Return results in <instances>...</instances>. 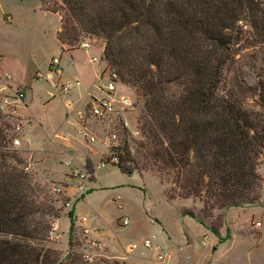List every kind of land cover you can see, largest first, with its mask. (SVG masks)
<instances>
[{"label": "trees", "instance_id": "1", "mask_svg": "<svg viewBox=\"0 0 264 264\" xmlns=\"http://www.w3.org/2000/svg\"><path fill=\"white\" fill-rule=\"evenodd\" d=\"M40 2L60 16L56 36L62 45L82 34L101 39L102 57L143 99L149 157L172 174L177 195L200 198L206 213L260 204L264 71L247 81L232 46L239 31L264 39V0ZM5 140L0 128V232L13 236L0 238V264H89L69 251L68 261H58L54 251L27 241L46 236L44 222L36 221L38 202L28 192L27 174L7 162L18 158L2 149ZM116 165L129 176L137 170L127 151ZM85 166L94 173L89 158ZM68 214L70 248L73 208ZM182 214L208 224L189 209Z\"/></svg>", "mask_w": 264, "mask_h": 264}, {"label": "rangeland", "instance_id": "2", "mask_svg": "<svg viewBox=\"0 0 264 264\" xmlns=\"http://www.w3.org/2000/svg\"><path fill=\"white\" fill-rule=\"evenodd\" d=\"M52 2L53 0H49L50 4ZM39 5L40 0H0V73L7 70L11 74V83L27 88V107H21L19 113L33 119L27 127L30 135L34 138L42 135L50 137L53 132L63 130L70 133L73 139L69 147L57 139L53 146L49 147V142L44 150L31 153L7 150L5 147L8 139L2 143V146L5 145L3 148L1 146L4 151L18 158H7L10 166L23 169L27 174V181L31 186L28 192L38 202L34 213L36 221L38 225L41 221L44 222L43 231L46 236L39 235V238L27 241L41 247L42 251H54L58 261L66 262L68 251L72 259L81 256V244L86 238L80 243L75 239L82 238L80 235H83V228L96 223L87 237H108L112 243V249L109 250L112 254L125 255L129 243H141L152 234L157 235L156 242H164L177 250L172 261L160 262L151 256L148 249L139 245L130 255L135 264H264V157L256 168L260 175V204L228 209L215 208L211 213H206L200 198L190 196L184 199L177 195L178 190L174 189L176 186L173 184L172 174L151 161L146 148L148 138L141 128L143 99L136 94L133 86L120 81L119 91L129 94L136 106L130 115L131 127L120 133L122 153L127 151V156L137 165V170L129 176L120 172L116 164L98 167L99 160L105 156L102 155L105 146L100 143L91 147L85 145L76 136L73 122L66 121V111H72L79 101L82 85H76L66 96L57 95L47 100V94L52 90L51 82L34 78L36 70L46 72L48 60L53 55H60L59 41L55 33L58 14L42 10ZM250 36L239 31L234 38L236 44L232 48L238 62L243 65L240 68L245 70L246 80L253 82L260 71H264V39ZM82 41H88L92 48L85 51L80 45ZM62 47L61 53L67 47L66 51L74 53L76 59L80 60H84L88 54H100L101 57L103 54L101 39L84 34L74 44H64ZM64 56L63 54L62 59ZM97 64L99 73L103 71V76L108 69L113 68L103 57ZM73 67L64 66L62 80L79 75L75 73V65ZM78 106L82 107V104ZM2 121V129L7 138L11 122L7 118H2ZM33 146L37 147L36 144ZM91 148L92 152L89 151ZM67 151L73 153L69 165L64 160L69 155ZM86 158L91 160L94 168V173L87 181H91L92 175L97 177L95 183L89 182L86 187L93 185L96 188L87 198L81 199L84 192L89 190L78 189L85 181L74 177L70 172L84 168L81 166H85ZM27 164L30 166L28 171L23 167ZM58 184L63 185L61 192L54 190ZM131 184H136L137 188L131 187ZM66 186H69V192L77 193L75 198L71 199L65 194ZM74 204L81 217L94 215L95 218L92 222L85 221L80 224V219L74 216L72 245L69 248L68 211L71 208L74 210ZM183 208L203 217L216 231H212L208 224H202L195 217H190V214H184L185 220L180 214ZM90 212L97 213L89 214ZM125 217L130 222L124 226L121 221ZM7 237L13 236L0 232V238Z\"/></svg>", "mask_w": 264, "mask_h": 264}, {"label": "built area", "instance_id": "3", "mask_svg": "<svg viewBox=\"0 0 264 264\" xmlns=\"http://www.w3.org/2000/svg\"><path fill=\"white\" fill-rule=\"evenodd\" d=\"M81 47L88 49L90 44L88 41H82ZM65 51L60 55L54 56L50 59L47 66V71L42 72L39 69L35 71L34 78L37 80L50 81L52 90L47 94V100L59 96H66L71 92L74 86L78 85L79 80L72 82H64L61 80V74L65 65L72 66L75 62L74 55L71 52ZM63 54L64 59L63 58ZM2 57L0 55V61ZM102 59L101 55H94L90 57L93 62L99 63ZM103 73V71H102ZM99 73V82L95 85L98 93H89V99L79 107L75 105L72 111H66V121H72L75 125L76 136L81 138L85 145L91 146L93 144H102L105 146V155L99 160L98 167L106 166L107 164H118L120 162V155L122 154L121 132L128 131L131 127L130 115L135 110V101L127 94L119 91L120 78L115 69H108L105 76ZM72 102V101H70ZM27 107V88L22 85L11 83V74L4 71L0 74V128L4 126L2 118H7L11 122L7 133L8 145L7 150L20 153L21 151L33 152L36 150H44L46 144L49 142H57L59 139L63 145L69 147L72 144L73 136L63 130L55 131L50 137L36 140L25 131V127L31 124L32 118L30 116H21L19 109ZM73 112V113H72ZM38 124V123H37ZM127 134V133H126ZM33 144H37L34 147ZM72 158V151H67ZM74 157V156H73ZM31 159V156L28 157ZM65 160V159H64ZM70 160H65L69 165ZM28 171L29 164L23 166ZM74 169L70 173L74 177L87 181L90 176L89 171L85 168ZM85 183L80 184L78 189L85 190ZM54 190L61 192L63 185L58 184ZM70 203H67L69 205ZM97 216V215H96ZM94 215H85L80 218V224L92 222ZM127 217L123 218L121 225L129 223ZM260 224V223H259ZM90 227L83 228L82 238L76 237L75 241L81 242L84 238L86 241L81 244V256L89 264H135L130 255L139 246L142 245L151 252V256L160 262H170L177 254V250L164 242H156L157 235L145 237L141 243L132 242L126 247L125 255L118 256L110 253L112 243L108 237L103 239L87 237Z\"/></svg>", "mask_w": 264, "mask_h": 264}, {"label": "crops", "instance_id": "4", "mask_svg": "<svg viewBox=\"0 0 264 264\" xmlns=\"http://www.w3.org/2000/svg\"><path fill=\"white\" fill-rule=\"evenodd\" d=\"M39 8L41 9V2H40V5H39ZM43 10V9H42ZM45 11H48V10H45ZM48 12H51V11H48ZM51 13H54V12H51ZM54 14H56V13H54ZM57 17H58V27H57V29H56V31H55V33L57 34V31H58V29H59V26H60V19H59V16L57 15ZM58 39V38H57ZM59 41V40H58ZM62 47V44L60 43V41H59V48H60V54H61V48ZM92 48V45H90V47H89V49H91ZM63 50V49H62ZM85 51H87L88 49H84ZM75 51V50H74ZM73 55H74V59H75V62H74V64L71 66V67H73L74 65H75V67H76V74H79L78 76H74L73 78H71V77H66V80H62V74H63V72H62V74H61V80L62 81H64V82H72V81H75V80H79V83H78V85H82V92H81V97H79L78 98V102L76 103V105H79V104H84V103H86V101H88V99H89V93H94V94H96V93H98V90L96 89V87H95V85H97V83L99 82V79H98V76H99V66H98V64L96 63V62H93V61H91L90 60V57H92L93 56V54L91 55V54H88L86 57H85V59L84 60H80V59H76V57H75V54L74 53H72ZM54 56H57V55H53L52 57H54ZM51 57V58H52ZM50 58V59H51ZM50 59L48 60V62L50 61ZM74 68V67H73ZM5 71H7V70H5ZM63 71H64V69H63ZM4 72V71H3ZM2 73V72H1ZM0 73V74H1ZM86 73H88L89 75H86ZM20 85V84H19ZM75 87V86H74ZM74 87H73V89H74ZM73 89H72V91H73ZM24 112V111H23ZM31 125V124H30ZM30 125H28L27 127H29ZM27 127H25V131H26V133H28L29 135H30V133L27 131ZM40 128H42V127H40ZM54 133V132H53ZM52 133V134H53ZM32 136V135H31ZM49 136H51V135H49ZM33 137V136H32ZM46 137H48L47 135H42L40 138H36V140H40V139H42V138H46ZM53 143L54 142H51L50 143V146L49 147H51V146H53ZM37 145V144H36ZM91 147V146H90ZM45 148H46V146H45ZM92 148L89 150L90 152H92ZM91 156V155H90ZM65 160L66 159H70V157H69V155L66 157V158H64ZM96 174V173H95ZM97 179V177H96V175H95V180ZM89 182H92V183H95V181H87L86 183H85V190H89V191H87V192H84V196H83V198H81V199H84V198H87V195H90V194H92V190L93 189H95L96 187L95 186H93V185H91L90 187H86V184L87 183H89ZM131 187H133V188H137L136 187V184H131ZM86 188H88V189H86ZM69 190V186H66V188H65V194L68 196V197H71V199L74 197L75 198V194H77V193H71V192H69L68 191ZM82 192V191H81ZM81 194V193H80ZM184 199H188V198H184ZM74 203V202H73ZM76 205L74 204V216H75V218H79L80 219V215L78 214V212H77V209H76V207H75ZM92 213H97V212H90L89 214H92ZM180 214H181V216H183L184 217V219L186 220V215H184V214H182L181 212H180ZM99 215V214H98ZM83 216V215H82ZM190 217H192V216H190ZM192 218H194V217H192ZM194 219H196V218H194ZM197 220V219H196ZM199 222V221H198ZM80 223V222H79ZM98 224H100L99 222H98ZM96 225V223H94V224H89V225H87V227H90L91 228V230H92V227L93 226H95ZM101 226V225H100ZM94 235L96 234L97 235V233L96 232H94L93 233ZM168 235V234H167ZM172 239V238H171ZM114 255H116V254H114Z\"/></svg>", "mask_w": 264, "mask_h": 264}]
</instances>
